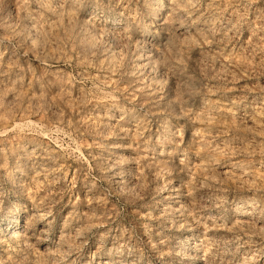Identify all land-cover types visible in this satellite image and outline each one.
<instances>
[{
  "label": "rangeland",
  "instance_id": "1",
  "mask_svg": "<svg viewBox=\"0 0 264 264\" xmlns=\"http://www.w3.org/2000/svg\"><path fill=\"white\" fill-rule=\"evenodd\" d=\"M0 264H264V0H0Z\"/></svg>",
  "mask_w": 264,
  "mask_h": 264
}]
</instances>
